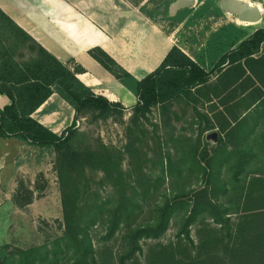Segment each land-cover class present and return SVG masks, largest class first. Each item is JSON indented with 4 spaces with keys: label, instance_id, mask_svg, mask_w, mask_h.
Returning <instances> with one entry per match:
<instances>
[{
    "label": "trees",
    "instance_id": "trees-1",
    "mask_svg": "<svg viewBox=\"0 0 264 264\" xmlns=\"http://www.w3.org/2000/svg\"><path fill=\"white\" fill-rule=\"evenodd\" d=\"M173 1L166 0L159 13L169 20L182 22L194 8L181 9L170 17L168 8ZM212 2L206 0L193 16L204 13ZM142 8L139 10L144 13ZM216 11L220 14L218 9ZM233 30L235 35L231 36ZM221 33L230 35L218 54L223 52L212 72L226 60L248 59L257 54L264 43L263 28L255 30L235 49L232 47L244 37V32L228 26L222 28ZM88 54L136 96L134 106L127 108L120 102L95 94L77 78V74L84 72L82 66L72 59L66 63L59 61L0 9V94L10 101L0 109V137L14 138L37 148L53 149L57 153L56 170L63 218V234L52 244L4 255L0 257V264H59L60 260L68 257L71 259L69 264H97L89 231L100 223L106 231L105 239L113 237L121 227H128L124 234L126 249L118 257V264H127L128 261L137 264L133 257L141 250L139 241L162 236L172 215L180 211L185 213L184 233H188V226L201 214L210 215L221 225V229L227 226L222 237L214 236L206 242L209 253L193 264H264L262 180L254 179L245 186L243 200L238 206L241 217L235 228L225 223L226 209L213 200L214 191L206 188L163 201L152 210V222L140 225L137 224V215L142 211L145 185L139 170L125 171L120 150L103 144L92 148L87 135L75 128L83 111L96 112L99 118L122 115L126 111L137 116L153 107L184 100L190 89L207 82L211 73L200 66L201 58L198 57L195 62L174 45L154 71L137 80L102 49L91 48ZM216 57L217 54L214 59ZM54 93L74 110V120L59 135L31 117ZM134 126L138 127L137 122ZM187 146L192 164L197 163L198 166L199 162L194 160L199 148L191 143ZM201 153L200 162L204 161L209 166L206 151L201 150ZM199 165L202 175L212 178L213 172L207 173L205 166ZM98 173L101 175L98 179L100 183L110 189L105 195H100L98 188L91 189L88 183V175L97 177ZM240 173L234 171L233 175ZM226 192L223 188L222 193ZM166 250L154 258L153 264H180L175 255Z\"/></svg>",
    "mask_w": 264,
    "mask_h": 264
},
{
    "label": "rangeland",
    "instance_id": "rangeland-1",
    "mask_svg": "<svg viewBox=\"0 0 264 264\" xmlns=\"http://www.w3.org/2000/svg\"><path fill=\"white\" fill-rule=\"evenodd\" d=\"M126 1L138 9L143 7V14L164 33L174 36L182 49L186 46V52H192L193 57L206 47L208 33L218 28V20L226 18L218 6L234 3L241 16L247 14L243 9L258 12L259 20L255 27L257 23L262 24L264 21L263 0H212V4L202 12L203 15L193 16L206 1L196 0L193 12L182 22L169 20L159 13L166 0ZM168 14L172 17L169 11ZM225 14L229 15L230 11L226 10ZM96 114L83 111L75 128L87 135L92 148L103 144L120 150L125 171L139 170L145 194L142 211L137 215V224L152 222V210L163 201L206 188L214 191L213 200L226 209L225 223L235 228L241 217L238 206L243 200L245 186L254 179H260L264 183V162L241 171L237 176L226 165L207 166L200 162L203 154L201 150L208 149L206 141L209 146H214L215 136L212 132L202 133L199 126L193 124L194 112L184 100L153 107L137 116L132 115L131 111L106 118H99ZM136 122L138 127L134 126ZM23 143L26 148L17 155L13 170L4 173V185L0 187V257L32 247L50 245L63 234L61 192L56 170L57 153L53 149ZM189 143L199 148L195 152L194 161L205 166L207 173L213 172L212 178L202 175L199 163L198 166L197 163L192 164L187 151ZM262 160L264 161V156ZM100 176V173L97 177L88 175V183L91 189L98 188V193L105 195L110 189L108 185L100 183ZM223 188L227 190L226 193H222ZM184 221L183 211L174 213L162 236L139 241L141 250L133 260L137 264H153L154 258L167 249L165 252L175 255L180 264H193L209 253L206 242H210L209 239L214 236L222 237L224 228L226 230L227 227L221 229V225L210 215L201 214L188 226V233H184ZM127 231L128 227L123 226L110 239H105L106 231L102 223L89 231L97 264H118V257L126 249L127 239L124 234ZM70 261L68 257L60 260L59 264H69Z\"/></svg>",
    "mask_w": 264,
    "mask_h": 264
},
{
    "label": "crops",
    "instance_id": "crops-1",
    "mask_svg": "<svg viewBox=\"0 0 264 264\" xmlns=\"http://www.w3.org/2000/svg\"><path fill=\"white\" fill-rule=\"evenodd\" d=\"M218 7L226 18L218 20V28L208 33L206 47L193 57L186 46L182 49L174 36L164 33L126 0H0V9L49 53L63 63L72 59L84 68L77 74L83 84L127 108L137 103L136 96L88 51L102 49L137 80L154 71L174 45L195 62L201 58L200 66L211 71L223 55L218 54L230 33L235 35L234 30L219 34L222 28L233 26L244 32L232 49L255 30L264 29V21L255 27L259 17L241 16L234 3ZM9 102L0 94V109ZM184 102L194 112L193 124L202 133H214L215 145L209 146L206 141L209 165L244 171L264 162V43L248 59L226 60L211 71L207 82L191 88ZM31 117L59 135L74 120V110L54 93ZM25 148L17 139L0 137V187L4 185V173L13 170L17 155Z\"/></svg>",
    "mask_w": 264,
    "mask_h": 264
},
{
    "label": "water",
    "instance_id": "water-1",
    "mask_svg": "<svg viewBox=\"0 0 264 264\" xmlns=\"http://www.w3.org/2000/svg\"><path fill=\"white\" fill-rule=\"evenodd\" d=\"M195 3H196V0H175L173 3H171L169 5L168 11H169L170 15L174 16V15H176L177 11H179L181 9L193 7L195 5ZM243 11H245L247 14L252 16L254 19H257L259 17L258 13L255 11H248L245 9H243Z\"/></svg>",
    "mask_w": 264,
    "mask_h": 264
},
{
    "label": "built area",
    "instance_id": "built-area-1",
    "mask_svg": "<svg viewBox=\"0 0 264 264\" xmlns=\"http://www.w3.org/2000/svg\"><path fill=\"white\" fill-rule=\"evenodd\" d=\"M75 126H78V121H76Z\"/></svg>",
    "mask_w": 264,
    "mask_h": 264
},
{
    "label": "bare ground",
    "instance_id": "bare-ground-1",
    "mask_svg": "<svg viewBox=\"0 0 264 264\" xmlns=\"http://www.w3.org/2000/svg\"><path fill=\"white\" fill-rule=\"evenodd\" d=\"M248 11H252V10H248Z\"/></svg>",
    "mask_w": 264,
    "mask_h": 264
}]
</instances>
